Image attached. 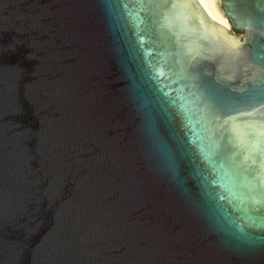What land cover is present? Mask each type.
Masks as SVG:
<instances>
[{
    "label": "water",
    "instance_id": "1",
    "mask_svg": "<svg viewBox=\"0 0 264 264\" xmlns=\"http://www.w3.org/2000/svg\"><path fill=\"white\" fill-rule=\"evenodd\" d=\"M0 0V264H264V0Z\"/></svg>",
    "mask_w": 264,
    "mask_h": 264
},
{
    "label": "bare ground",
    "instance_id": "2",
    "mask_svg": "<svg viewBox=\"0 0 264 264\" xmlns=\"http://www.w3.org/2000/svg\"><path fill=\"white\" fill-rule=\"evenodd\" d=\"M200 6L203 13L207 16L213 25L218 26V32H224L225 22H219L213 0H194Z\"/></svg>",
    "mask_w": 264,
    "mask_h": 264
}]
</instances>
